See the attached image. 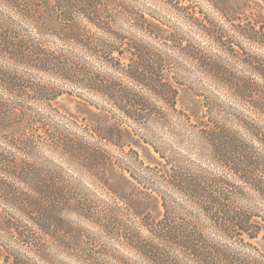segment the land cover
Returning a JSON list of instances; mask_svg holds the SVG:
<instances>
[{"label": "clouds", "instance_id": "obj_1", "mask_svg": "<svg viewBox=\"0 0 264 264\" xmlns=\"http://www.w3.org/2000/svg\"><path fill=\"white\" fill-rule=\"evenodd\" d=\"M0 264H264V0H0Z\"/></svg>", "mask_w": 264, "mask_h": 264}]
</instances>
